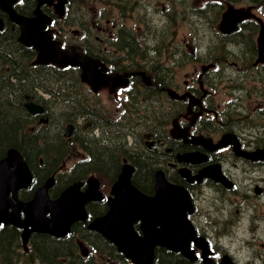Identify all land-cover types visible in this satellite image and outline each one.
<instances>
[{"label":"flooded vegetation","instance_id":"1","mask_svg":"<svg viewBox=\"0 0 264 264\" xmlns=\"http://www.w3.org/2000/svg\"><path fill=\"white\" fill-rule=\"evenodd\" d=\"M39 1L14 0L12 7L30 16ZM97 1L103 5L95 0H65L61 15L54 12L56 0H42L39 4L51 19L47 31L60 47L96 60L94 69L99 72L93 74L102 76L99 79L104 74L111 77L95 83L97 87L93 89L81 80L77 65L51 64L55 68L53 76L61 80L48 85L42 65L32 63L34 50L16 42L19 26L0 0V82H13L19 93L24 74L30 77V87L21 90L19 99L18 139L6 148L0 147V158L7 155L8 148H15L29 168L32 181L18 188L15 196L9 191L7 197L13 203L27 202L51 177L47 195L54 200L74 182L79 183L80 191H86L93 182L88 179L96 178L99 198L92 196L85 202L87 217L72 224L76 226L73 238L84 229L91 231L99 240L92 250H106L109 242L119 257L113 260L137 264L106 236L88 227L92 219L106 214L110 203L121 197L113 192V186L123 167L131 166L130 181L144 198L155 195V174H161L167 182L180 187L189 201L184 210L192 228L187 244L189 255L156 244L150 264H162L163 257L167 264H264V62L253 64L258 21L246 18L234 31L223 33L217 22L226 5L219 10L214 4H221L215 0L211 8L218 14L212 25L216 37L210 36L201 30L204 23L200 17L205 16L202 10L210 1L202 0L204 4L189 15L195 19L197 31L203 33L199 39L182 26L185 18L176 8H162L157 12L162 17L158 18L154 8L148 6L132 14L133 8L140 10L137 0ZM80 4L87 8H79ZM259 11L264 14V10ZM64 22L73 37L69 43L61 41L57 33L58 29L60 33L65 30ZM249 25L255 26L250 29ZM252 41L253 57L249 49ZM163 44L168 45V50L159 51ZM29 48L33 53L31 61ZM237 49L241 50L236 52ZM220 79L240 80L237 91L241 94L245 83H250L246 93L238 95L239 100L247 102L231 107L233 102L227 99L221 105L215 98ZM103 95H108V100H103ZM13 96L14 93L10 98ZM59 97H66L73 109H52L49 103ZM26 101L41 104L42 111H28ZM122 133L126 143L120 138ZM48 136L52 143L43 146ZM34 145L38 149L32 153ZM98 147H114L111 165L106 160L100 162L94 153ZM139 197L134 195L136 203ZM164 214L165 209L151 218L164 219ZM19 217H24L22 209ZM140 224L138 218L133 230L143 236ZM158 228L159 223L154 226ZM0 231L8 234L10 249L16 256L28 253L27 245L40 243L43 235L53 236L32 231L24 246L19 237L22 227L0 222Z\"/></svg>","mask_w":264,"mask_h":264},{"label":"water","instance_id":"2","mask_svg":"<svg viewBox=\"0 0 264 264\" xmlns=\"http://www.w3.org/2000/svg\"><path fill=\"white\" fill-rule=\"evenodd\" d=\"M13 1L1 0L5 3L4 9L8 11L11 20L19 25V42L31 45L35 49L36 59L33 63L50 62L59 67L77 65L81 68V80L87 81L93 89L97 87L94 86L95 83L111 79L105 74L103 79H99L102 76L93 74L99 72L94 69L98 64L96 60L86 55L79 56L63 50L58 42L51 38L44 29L50 18L38 8L42 0L38 2L34 16L18 14L12 7ZM64 1L58 0L55 4L59 15L62 14ZM251 8L252 6L235 7L227 3L220 13L218 28L223 33H229L237 28L241 20L254 17L259 23L256 38L257 55L253 62L256 64L264 62V21L252 13ZM24 106L32 113L42 111V105L31 101L25 102ZM130 174L131 167L124 166L113 186V192L121 197L110 203L106 214L92 219L88 227L106 236L133 263L150 264L153 258L152 250L156 244H161L173 251H180L188 256L187 244L189 238L192 237V228L184 214L189 203L186 193L180 187L166 183L161 174H155V195L144 198L137 204L134 195L140 194L131 185ZM88 180L93 182L86 191H80L79 183L74 182L63 190L59 198L53 200L47 195V189L52 183L50 177L35 191L29 201L16 200L13 203L7 197L8 192L11 191L15 196L18 188L29 185L32 176L21 155L14 149L8 150L7 156L0 159V222H11L22 227L21 235L24 246L32 231L65 236L74 222L86 219L85 202L92 196V198H99L96 178L91 177ZM164 205L165 214L163 216L165 218L152 219V215L164 210ZM8 206H11L10 210L7 209ZM19 209L24 212L22 219L19 217ZM138 218L141 219L140 228L143 236L137 235L132 227ZM156 223H159L158 229H154ZM78 247L81 254L85 256L88 252L87 247L82 242L78 243Z\"/></svg>","mask_w":264,"mask_h":264},{"label":"trees","instance_id":"3","mask_svg":"<svg viewBox=\"0 0 264 264\" xmlns=\"http://www.w3.org/2000/svg\"><path fill=\"white\" fill-rule=\"evenodd\" d=\"M253 3L259 4V7L264 10V0H250ZM255 25H249L250 29H253ZM251 39V38H250ZM12 40L14 41V36L12 37ZM254 43L252 41V45L250 44V56L253 57L255 55V49H254ZM28 58H30L33 53L31 49H27ZM58 70L64 71V69ZM43 73L46 74L45 79H48L47 84L50 86H53L57 81L61 80L57 77L53 76V72L55 70L54 67H52L51 64L42 65ZM24 84L22 88L19 89V93L14 89V83L9 80H4L0 82V147L5 145H12L14 144L18 137H17V126L16 118L18 116V111L21 105H19V99L21 97V90H26L27 87H30L28 78L30 77L26 74H24ZM16 83V82H15ZM40 85V84H39ZM41 86V85H40ZM42 87V86H41ZM44 88V87H42ZM21 92V93H20ZM26 92V91H24ZM14 93L13 98H10V95ZM45 93V92H44ZM65 98V99H64ZM68 99L66 97H59L54 102L49 103L50 107H53L56 111L62 110L64 108L72 110L71 102L69 103L67 101ZM8 101L12 102L10 104ZM6 107V108H4ZM77 110L81 111V108L79 106ZM26 135V134H25ZM30 136V135H26ZM53 136V135H52ZM25 139L27 137H24ZM120 138L122 139L123 143H126V136L125 134H121ZM29 139H27L26 142H28ZM31 141V140H30ZM29 141V142H30ZM2 142V143H1ZM52 143V138L48 136L47 140L42 143L43 146L49 145ZM36 148L32 151L34 153L38 148L37 145ZM113 146V145H112ZM113 149L105 150L102 147H98L97 150L94 152L96 156L99 158L100 162H104L106 160L107 162H110L111 165V154H114ZM107 151V153H106ZM108 155V156H107ZM52 156H49L51 158ZM76 226H72L70 231L66 236L63 237H53L49 235H43L42 239L40 240V243L33 242V244L28 246V253L31 252V254L28 255V253L21 254L19 256H15L12 253V250L10 249V238L5 234H3L0 231V264H34L35 261H38L40 264H105L106 259H102L100 257L95 258L91 254H88L87 256H82L78 251L77 246V240L76 237L73 238L75 234ZM79 238L83 241H85L90 248L95 249L94 244L96 243L97 237L94 235L91 231H85L82 230L79 233ZM99 241V240H98ZM98 251V250H96ZM101 251V249L99 250ZM106 251V252H103ZM102 254L106 257L110 258H117L119 257L114 253L113 246L108 242L107 243V249L102 250ZM171 262V261H170ZM162 264H167V260H162Z\"/></svg>","mask_w":264,"mask_h":264},{"label":"rangeland","instance_id":"4","mask_svg":"<svg viewBox=\"0 0 264 264\" xmlns=\"http://www.w3.org/2000/svg\"><path fill=\"white\" fill-rule=\"evenodd\" d=\"M95 1L98 5H100V6L103 5L100 1H97V0H95ZM201 1L202 0H137V3L139 4L140 10L133 8L132 9L133 11H130V12H132V14H137L138 11H144V6H148L149 8H154V12H156L155 14L158 16V18H160V17H162V13L158 14L157 12L162 10V8L165 9L167 7H171L172 10H174V8H176V9L180 10V12L184 15V18H185V24L183 23L182 26L185 27L188 32L196 34L200 39V37L203 36V33L201 31H199V32L197 31L196 27L193 24L195 19H193V18L190 19L189 15L190 14L194 15L195 14V7H197V6L201 7L204 4V2L203 1L201 2ZM208 1H210V2H209V4H207L208 5L207 9L202 10L204 12L205 16H200V17L204 23L201 30L204 31L205 34H208L210 36L216 37L215 29H214L215 25H214V27L212 25L216 23L218 14H216L215 11H213V10L215 8L222 10L227 2L231 3L235 7H247L248 5L253 4L251 12H253L256 16L260 17L264 21V14L260 13L259 10L262 8L259 7V4L254 5L253 2H249L248 0L239 1V2L217 0L220 2L221 5L219 6L217 4H214V6H215L214 9L211 8V6H212L211 3L215 0H208ZM79 8L84 9L87 7L84 4H80ZM139 21H140V16H139ZM129 22L136 23V21H129ZM59 23H62L61 20H59ZM63 24L65 27V30L60 33L59 29H58L57 33H59V35L61 34V41L64 40L66 43H69L70 41L73 40V37H72V34L70 33L67 22H64ZM217 24H218V22H217ZM255 33H256V31L251 35L253 39L256 38ZM176 34L178 36L177 30H176ZM254 36H255V38H254ZM166 49L168 50L167 44H163L159 47V51L160 50L166 51ZM240 50L241 49H237L236 52H239ZM150 54H153V53H150ZM152 56L157 57L156 55H152ZM234 71H236V70L234 69ZM238 71L240 72V70H238ZM251 75L256 76L255 74H251ZM242 81L244 84V80H242ZM239 82H240V80H237V79H235V80L220 79V81L218 82V84H220V91H218L215 98L217 99V101H219L221 103V105L224 103L223 101H225L227 99L232 100L233 104L231 107H238L236 104L247 102L244 98L239 100L238 95L245 94L247 86L250 87V83H245L244 93L241 94L237 91ZM107 97H108V95H106V96L103 95L102 99L103 100L105 98L107 99ZM96 243H99V241L96 240ZM89 249H90L89 252L92 253V256H94L95 258H98L99 255L97 254V252L92 250L91 248H89ZM103 252H106V251H103ZM103 258L106 259L105 264H128L127 262H121L119 260H113L114 259L113 257L112 258L106 257L105 255L102 257V259ZM34 264H39V263H34Z\"/></svg>","mask_w":264,"mask_h":264},{"label":"bare ground","instance_id":"5","mask_svg":"<svg viewBox=\"0 0 264 264\" xmlns=\"http://www.w3.org/2000/svg\"><path fill=\"white\" fill-rule=\"evenodd\" d=\"M131 167V166H130ZM131 171H132V167H131ZM130 177H131V174H130ZM163 178H164V176H163ZM165 180V179H164ZM166 181V180H165ZM130 183H131V181H130ZM166 183H169V182H167L166 181ZM131 185L135 188V190H137L138 192H139V199H138V201H137V203H140L141 202V200H143L144 199V194L142 193V192H140L132 183H131ZM169 185H171V186H173V184H171V183H169ZM141 196H143V197H141ZM158 208V207H157ZM163 208L165 209V205L163 206ZM20 238H22V235H20L19 236ZM103 252H101V251H98V255L102 258L104 255L102 254ZM16 256V255H15ZM17 257V256H16ZM43 264H45V263H43Z\"/></svg>","mask_w":264,"mask_h":264}]
</instances>
